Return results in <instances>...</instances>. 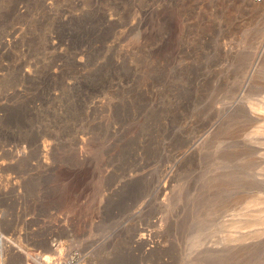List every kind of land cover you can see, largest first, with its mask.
Masks as SVG:
<instances>
[{
  "label": "rangeland",
  "instance_id": "rangeland-1",
  "mask_svg": "<svg viewBox=\"0 0 264 264\" xmlns=\"http://www.w3.org/2000/svg\"><path fill=\"white\" fill-rule=\"evenodd\" d=\"M255 200L264 3L0 0L4 264H264Z\"/></svg>",
  "mask_w": 264,
  "mask_h": 264
},
{
  "label": "bare ground",
  "instance_id": "bare-ground-1",
  "mask_svg": "<svg viewBox=\"0 0 264 264\" xmlns=\"http://www.w3.org/2000/svg\"><path fill=\"white\" fill-rule=\"evenodd\" d=\"M124 55H125V53L123 54V56ZM107 120L108 119H106V121ZM80 142H82V141H80ZM184 154H185V152H182L181 154H179L178 157H182ZM169 172H170V170L166 171V173H165V176H164L165 178L163 180V183H162L161 187L159 188L161 191L167 189L166 185L168 183L167 178H168ZM253 203L256 206L255 211L251 210L250 208L246 209L248 214H246L244 216L245 220L243 222L245 226H247V227L251 226V227L255 228L254 230L250 231L252 234H250L249 237H244V236L233 237V236H229L228 239H227L228 242H230V241H239L240 243H242L248 238H250V239H258L259 237H261L264 234V231L260 232L259 230L256 229L258 227L264 226V202L260 201V200H255ZM152 244H153V245H151L152 248L159 247V242H157V241H153ZM19 247L15 244L14 241H12V240H10V239H8L6 237L0 236V264H4L5 261L7 260V257H9L10 255L11 256L15 255V254L18 255V251H20ZM205 251H209V250L206 249ZM212 254H213V252H212ZM26 256L27 257H31L29 255H26ZM26 256H25V258H26ZM205 256H207V259H208V260H205V261H209L210 264L211 263L212 264H217V261H216L217 259L216 258L210 257L208 254H206ZM31 258L33 259L34 262H36L38 264H59L58 262L53 261V259L50 260L49 256H44L43 257V255L35 254ZM201 263H202V260H201ZM203 263H204V261H203ZM27 264H31V263H27Z\"/></svg>",
  "mask_w": 264,
  "mask_h": 264
},
{
  "label": "built area",
  "instance_id": "built-area-1",
  "mask_svg": "<svg viewBox=\"0 0 264 264\" xmlns=\"http://www.w3.org/2000/svg\"><path fill=\"white\" fill-rule=\"evenodd\" d=\"M253 2L256 4H263L264 0H253Z\"/></svg>",
  "mask_w": 264,
  "mask_h": 264
}]
</instances>
